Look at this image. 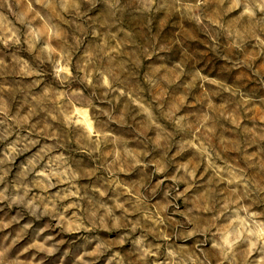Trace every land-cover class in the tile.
I'll use <instances>...</instances> for the list:
<instances>
[{
    "label": "clouds",
    "instance_id": "1",
    "mask_svg": "<svg viewBox=\"0 0 264 264\" xmlns=\"http://www.w3.org/2000/svg\"><path fill=\"white\" fill-rule=\"evenodd\" d=\"M216 2L220 8L216 30L227 31L236 50L235 58L247 53L252 40L260 49L257 55L264 57V0ZM177 6L189 20L202 24L212 5L210 0H0V46L10 50L4 54L10 63L0 58V74L12 69L22 78H33L30 84L15 88L0 84V141H9L0 153V185L10 180L8 166L16 156L27 148L36 149L27 163L19 166L15 177L13 187L17 193L22 188L24 195H9L5 186L0 189V203L21 207L37 219L50 217L55 227L68 235L88 234V247L78 250L70 264H96L109 250L101 233L113 230L125 231L119 243L130 242L132 250L124 256L114 252L106 258L107 264H149L150 260L152 264H264V160L249 155L252 151L264 155V142H257L255 149L242 148L239 165L229 167L226 176L214 171L204 185L201 203L185 212L172 204L141 211L139 205L146 197L134 186L127 197L120 195L124 186L117 174L129 168L148 167L140 159L141 153L124 146L113 152L110 160L104 157L107 148L116 142L108 125L129 123L123 114L116 115L119 98L133 95L135 107L148 116L150 126L154 125L155 105L147 93L154 92L162 81L159 77L129 80V72L138 67L137 59L116 56L107 42L84 47L86 33L95 38L100 31L96 25L103 23L113 37L123 32L130 39L134 30H129L122 18H149ZM96 10L103 12V20L89 23L90 12ZM85 24H89L91 32L84 28ZM53 40L58 42L57 48L52 46ZM21 52L34 57L36 65ZM43 67H47L54 87L44 79ZM137 84L145 89L144 95L134 87ZM6 92L16 97L27 115L12 111L4 97ZM239 96L245 102L251 99L243 92ZM34 118L40 121L35 127ZM183 119L181 116L173 122L179 125ZM235 126L237 131L244 128L239 119ZM190 127L185 123L181 131ZM262 129L264 125H258V131ZM144 131L137 135L143 136ZM166 140L157 133L149 142L159 149L165 147ZM199 143L201 160L210 161L214 148L205 140ZM85 157L97 162L91 171L84 170ZM182 169L187 182L196 180L194 166L186 164ZM101 170L108 175L99 174ZM164 170L155 168L156 173ZM172 180L177 182V177ZM33 188L40 194L29 196ZM181 196L183 193L178 192L174 199ZM169 207H175L182 222L171 219ZM130 214L140 219L129 221ZM8 226L0 221V227ZM149 237L156 242H150ZM54 239L48 236L29 247L51 256L57 248L48 241ZM0 264L18 262L10 261L6 252L0 251Z\"/></svg>",
    "mask_w": 264,
    "mask_h": 264
},
{
    "label": "rangeland",
    "instance_id": "2",
    "mask_svg": "<svg viewBox=\"0 0 264 264\" xmlns=\"http://www.w3.org/2000/svg\"><path fill=\"white\" fill-rule=\"evenodd\" d=\"M210 3L212 6L202 24L189 20L177 6L149 18H122L128 29L134 30L133 38H126L123 32L113 37L110 30L99 23L96 25L100 30L99 34L93 38L86 33L84 39V47L107 42L115 50L116 56H123L125 60L129 56L137 59L138 67L136 71L129 72V80L143 77L147 81L159 77L162 81L154 92L147 93L151 97V103L155 105L152 110L154 125L150 126L148 116L135 107L133 95L120 97L116 105V115L119 117L123 114L128 125H108L116 142L105 151V159L110 160L113 152L127 146L141 153L140 159L148 165L146 169L129 168L117 174L119 182L124 186L120 193L122 197H127L133 186L146 197L145 202L139 205L141 211H155L157 207L168 204L178 205L181 212L193 210L201 203L204 185L212 179L214 171H221L226 176L229 167L239 165L242 148L255 149L257 142H264V129L258 131V125H264V79L261 78L264 76V57L257 55L260 49L255 40H252L247 53L236 59V50L232 47L227 31L216 30L220 8L216 0H210ZM89 15V23L102 21L104 18L103 12L99 10L92 11ZM149 22L151 28H148ZM84 28L91 32L89 24H85ZM57 43L53 40L52 46L57 48ZM9 51L0 46V58H5L6 63H10V59L4 54ZM21 55L33 66L36 65L34 57L27 52H21ZM253 64L255 69L252 68ZM243 65L248 67L244 68ZM42 70L48 86L54 87L55 82L47 67ZM32 79L22 78L12 69L0 74V84L13 88L22 83L30 84ZM134 87L144 95L145 89L141 85ZM241 92L250 97V101L241 100ZM4 97L13 112L27 115V110L17 102L15 96L6 92ZM181 116L184 119L179 125L175 124L173 121ZM237 119L244 124L242 131L236 129ZM32 123L35 127L40 121L34 118ZM185 123L192 127L181 131ZM142 129L145 130L144 135L138 136L137 133ZM27 132L25 129L24 135ZM157 133H162L167 138L164 148H154L149 142L155 139ZM201 140L211 144L215 150L210 161L205 162L200 158L198 149ZM8 143L9 141H0V153L7 148ZM35 150L27 148L16 156L15 162L8 166L10 180L0 185V189L7 186L9 195H24L22 188L17 193L13 185L19 166L26 164ZM249 155L264 160V155L258 151H252ZM84 162L86 171H91L97 163L86 157ZM186 164L197 169L195 181L187 182L182 169V165ZM157 166L163 167L164 172L156 173ZM99 174L108 175L104 170ZM173 176L177 177V182L172 180ZM178 192L183 193V196L174 199ZM166 193L171 195L166 196ZM39 194L40 190L36 188L28 193L29 196ZM125 204L127 206V201ZM168 214L173 221H183V217L175 213V207H169ZM135 219H140V216H128L129 221ZM0 221L9 224L7 228L0 227V251H5L9 260L17 261L18 264H70L78 250L88 247V234L68 235L56 228L55 221L50 217L37 219L28 215L21 207L10 208L7 202L0 203ZM26 225L30 227L26 228ZM124 234V230L101 233L109 250L97 259L96 264H107L106 258L112 257L114 252H119L122 256L131 254L130 242L125 241L123 245L119 243ZM48 236L55 238L48 241L49 245H56L57 251L53 255L49 256L29 247L37 240L43 242ZM149 241L156 242L153 237H149ZM149 264H152L151 260Z\"/></svg>",
    "mask_w": 264,
    "mask_h": 264
}]
</instances>
